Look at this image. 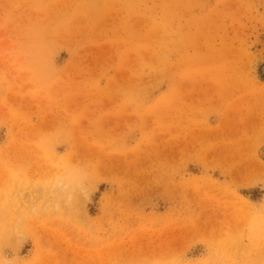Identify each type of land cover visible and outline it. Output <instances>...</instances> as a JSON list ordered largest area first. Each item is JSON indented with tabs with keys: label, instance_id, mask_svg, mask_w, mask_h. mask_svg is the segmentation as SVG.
I'll return each mask as SVG.
<instances>
[{
	"label": "rangeland",
	"instance_id": "374dc122",
	"mask_svg": "<svg viewBox=\"0 0 264 264\" xmlns=\"http://www.w3.org/2000/svg\"><path fill=\"white\" fill-rule=\"evenodd\" d=\"M256 162L264 0H0V264H264Z\"/></svg>",
	"mask_w": 264,
	"mask_h": 264
},
{
	"label": "bare ground",
	"instance_id": "6f19581e",
	"mask_svg": "<svg viewBox=\"0 0 264 264\" xmlns=\"http://www.w3.org/2000/svg\"><path fill=\"white\" fill-rule=\"evenodd\" d=\"M179 145V144H178ZM178 147H180V146H178ZM178 150V149H177ZM182 150V149H181ZM180 149H179V152L181 151ZM175 152H176V150H175ZM182 152V151H181ZM183 153H184V151H183ZM185 155V154H184ZM250 164H252V162L250 163ZM255 164V163H254ZM256 165H258V167L257 168H261V166H262V163H259V164H257V162H256ZM250 167L249 168H253L254 166H251V165H249ZM233 168V167H232ZM262 168H264L263 166H262ZM243 169V168H242ZM228 170V169H227ZM256 170V169H255ZM263 171H264V169H262ZM261 171V170H260ZM232 173V172H231ZM225 174V173H224ZM258 174V173H257ZM228 175V174H227ZM260 175V174H259ZM251 177H252V175H251ZM258 180V179H257ZM244 198V197H243ZM242 199V198H241ZM244 200V199H243ZM245 201V200H244ZM243 202V201H242ZM250 204V203H249ZM248 205V204H247ZM83 208V207H82ZM84 209V208H83ZM83 212V211H82ZM83 215H85V214H83ZM85 218V217H84ZM136 239V238H135ZM138 240V239H137ZM70 251V250H69ZM68 253V252H67ZM70 253V252H69ZM69 257V256H68ZM77 259V258H76ZM79 259V258H78ZM62 260V259H61ZM68 261V260H67Z\"/></svg>",
	"mask_w": 264,
	"mask_h": 264
}]
</instances>
